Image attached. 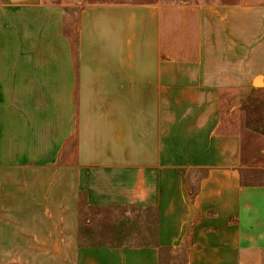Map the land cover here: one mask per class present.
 Masks as SVG:
<instances>
[{
    "label": "crops",
    "instance_id": "obj_1",
    "mask_svg": "<svg viewBox=\"0 0 264 264\" xmlns=\"http://www.w3.org/2000/svg\"><path fill=\"white\" fill-rule=\"evenodd\" d=\"M74 4L0 0V264H264V149L223 116L264 90V0L87 5L71 38Z\"/></svg>",
    "mask_w": 264,
    "mask_h": 264
},
{
    "label": "rangeland",
    "instance_id": "obj_2",
    "mask_svg": "<svg viewBox=\"0 0 264 264\" xmlns=\"http://www.w3.org/2000/svg\"><path fill=\"white\" fill-rule=\"evenodd\" d=\"M51 1V0H50ZM56 3H73L67 6L66 12L70 16V26L67 27L68 35L74 38L75 23L77 22L78 13L83 6L98 5L103 3H124V4H152L163 1H187L198 3H237L240 0H52ZM79 2V3H78ZM78 3V4H77ZM226 108V109H225ZM223 116L229 117L232 128L240 133L243 142V148L248 155L255 157L256 153L264 149V90H256L249 95H240L231 102L230 105L224 106ZM258 157V156H257ZM82 219L85 218L86 225L92 229L93 243H149L154 238L152 215H142L140 221L134 216L135 212L130 211H84ZM143 216V217H142ZM141 218V219H140ZM149 219V221H145ZM145 221V222H144ZM167 256L163 255L160 264H169Z\"/></svg>",
    "mask_w": 264,
    "mask_h": 264
}]
</instances>
